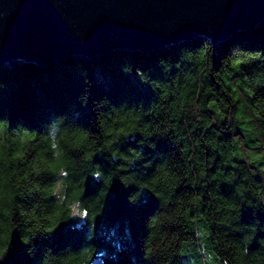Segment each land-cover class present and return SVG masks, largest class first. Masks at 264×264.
I'll return each instance as SVG.
<instances>
[{
    "label": "trees",
    "instance_id": "obj_1",
    "mask_svg": "<svg viewBox=\"0 0 264 264\" xmlns=\"http://www.w3.org/2000/svg\"><path fill=\"white\" fill-rule=\"evenodd\" d=\"M247 132H264V19L215 45L4 64L0 264H183L199 217L219 264H264V162L234 154L264 150Z\"/></svg>",
    "mask_w": 264,
    "mask_h": 264
},
{
    "label": "water",
    "instance_id": "obj_2",
    "mask_svg": "<svg viewBox=\"0 0 264 264\" xmlns=\"http://www.w3.org/2000/svg\"><path fill=\"white\" fill-rule=\"evenodd\" d=\"M262 19L264 0H0V71L17 60L149 51L196 37L215 45Z\"/></svg>",
    "mask_w": 264,
    "mask_h": 264
},
{
    "label": "rangeland",
    "instance_id": "obj_3",
    "mask_svg": "<svg viewBox=\"0 0 264 264\" xmlns=\"http://www.w3.org/2000/svg\"><path fill=\"white\" fill-rule=\"evenodd\" d=\"M237 74L236 64L224 75L225 83L230 87L233 95L238 99L239 110L243 106V98H245V85L243 81L238 77L233 84L230 83V76ZM240 113V111H239ZM248 133V132H247ZM239 144L244 145H254L262 143L264 145V132L261 136H256L250 133L244 138V140L239 139L237 141ZM234 154L238 158L245 159L250 163H260L264 162V150L260 153L245 149L242 150L239 146H235ZM198 224V234L195 243L184 245L181 249V258L183 264H219L214 251L210 248L208 242V228L202 217H199Z\"/></svg>",
    "mask_w": 264,
    "mask_h": 264
}]
</instances>
